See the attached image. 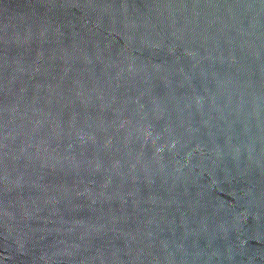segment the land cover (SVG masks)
Wrapping results in <instances>:
<instances>
[{
  "label": "water",
  "instance_id": "1",
  "mask_svg": "<svg viewBox=\"0 0 264 264\" xmlns=\"http://www.w3.org/2000/svg\"><path fill=\"white\" fill-rule=\"evenodd\" d=\"M0 264H264V0H0Z\"/></svg>",
  "mask_w": 264,
  "mask_h": 264
}]
</instances>
